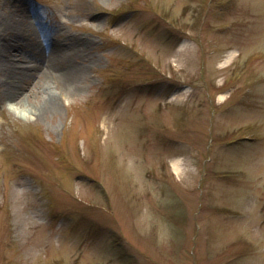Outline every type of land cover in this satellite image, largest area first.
Returning <instances> with one entry per match:
<instances>
[{"label": "rangeland", "instance_id": "obj_1", "mask_svg": "<svg viewBox=\"0 0 264 264\" xmlns=\"http://www.w3.org/2000/svg\"><path fill=\"white\" fill-rule=\"evenodd\" d=\"M25 6L26 85L57 38L91 64L40 117L0 78V264H264V0Z\"/></svg>", "mask_w": 264, "mask_h": 264}, {"label": "bare ground", "instance_id": "obj_2", "mask_svg": "<svg viewBox=\"0 0 264 264\" xmlns=\"http://www.w3.org/2000/svg\"><path fill=\"white\" fill-rule=\"evenodd\" d=\"M21 2H24V6L15 5L10 11L11 19L1 25L3 42L0 45V78L7 76L3 84V95L13 111L40 117L55 111L57 105L63 103L66 97L81 89V84L89 78L87 70L91 63L80 56L76 51L78 47L76 48V43L71 38H57L46 59L36 56L35 63L28 66V70L35 71L33 77L38 82L44 81L43 84L40 83L44 87L42 92L39 88L40 94L36 93L39 86L26 85L30 77L22 76V69L19 70L22 66L20 62L24 58L22 53L35 50L38 48L36 43L41 41L36 36L35 21L28 17L30 9L25 6L27 0ZM17 35L19 38L14 39ZM29 41H34L31 48L28 46ZM4 57L7 59L4 60ZM31 95H35L36 99H31Z\"/></svg>", "mask_w": 264, "mask_h": 264}]
</instances>
